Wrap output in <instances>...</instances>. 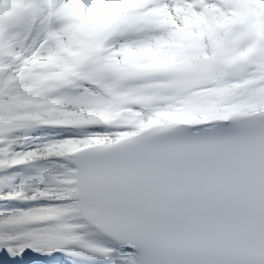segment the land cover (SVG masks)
Segmentation results:
<instances>
[{
  "label": "snow or ice",
  "instance_id": "1",
  "mask_svg": "<svg viewBox=\"0 0 264 264\" xmlns=\"http://www.w3.org/2000/svg\"><path fill=\"white\" fill-rule=\"evenodd\" d=\"M0 253L264 264V0H0Z\"/></svg>",
  "mask_w": 264,
  "mask_h": 264
}]
</instances>
